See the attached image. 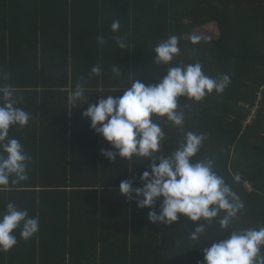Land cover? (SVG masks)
<instances>
[{
  "label": "trees",
  "instance_id": "16d2710c",
  "mask_svg": "<svg viewBox=\"0 0 264 264\" xmlns=\"http://www.w3.org/2000/svg\"><path fill=\"white\" fill-rule=\"evenodd\" d=\"M117 19V34L128 42L123 50L112 40ZM171 35L180 48L172 66L199 62L205 75L228 74L231 83L199 102L179 98L191 109L182 128L163 126L160 154L175 150L188 131L204 134L194 159H212L245 205L230 230L264 226V0H0V85L31 115L10 136L32 157L29 179L0 191V213L15 202L40 220L28 241L16 231L18 244L0 252V264H202L203 246L226 235L213 223L196 245L187 238L198 222L152 224L149 209L119 190L131 175L141 187L151 161H110L101 148L111 146L82 116L84 102L122 95L136 79L158 83L169 66L155 64L154 49ZM193 35L204 39L194 45ZM96 65L101 75L91 76ZM78 83L86 101L73 105Z\"/></svg>",
  "mask_w": 264,
  "mask_h": 264
},
{
  "label": "clouds",
  "instance_id": "9594fccd",
  "mask_svg": "<svg viewBox=\"0 0 264 264\" xmlns=\"http://www.w3.org/2000/svg\"><path fill=\"white\" fill-rule=\"evenodd\" d=\"M120 27L118 19L112 22L111 32L116 34L112 40L123 50L128 42L125 36L117 34ZM202 39L193 35L191 42L196 45ZM97 41L101 46L107 43L103 35H98ZM154 51L155 64L169 66L158 83L146 84L136 79L122 95L100 96L95 104L84 102L85 86L78 83L69 95V102L88 105L83 118L89 119L90 127L111 146L101 148L104 157L112 162H116L117 157L124 161H131L133 157L151 161L150 168L139 177L141 187H133L136 176L131 175L120 182L119 190L129 200L134 199L137 207L149 209L148 220L152 224L170 226L184 217L198 222L187 240L199 245L202 239H207V226L217 223L226 235L212 240L210 246H203L202 264H264V226L230 230L234 219L245 208L243 201L214 170L212 159H194L206 139L204 134L188 131L175 150L160 154L165 140L163 126L182 128L185 108L191 109L189 103L182 104L179 98L199 102L213 91L221 95L231 83L230 76L209 77L199 62L172 66L180 53L176 35L160 42ZM111 71L117 77L123 75L117 65H113ZM101 72V67L96 65L90 75L100 76ZM20 103L13 89L0 85V191L29 179L32 157L20 140L10 136L12 128L26 127L31 118L29 112L18 106ZM154 116L165 119L158 123ZM234 180L238 182L240 176L235 175ZM157 201H160L158 210ZM39 227L38 216H30L27 209L8 202L0 213V252L7 253L17 246V230L20 239L28 241L39 232Z\"/></svg>",
  "mask_w": 264,
  "mask_h": 264
},
{
  "label": "rangeland",
  "instance_id": "374dc122",
  "mask_svg": "<svg viewBox=\"0 0 264 264\" xmlns=\"http://www.w3.org/2000/svg\"><path fill=\"white\" fill-rule=\"evenodd\" d=\"M211 29H213L214 30V32H215V27L214 26H211L210 27V30ZM208 31V29H202V31H200L202 34H204L205 32H207ZM250 186V185H249ZM251 187V186H250Z\"/></svg>",
  "mask_w": 264,
  "mask_h": 264
}]
</instances>
